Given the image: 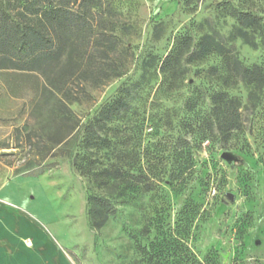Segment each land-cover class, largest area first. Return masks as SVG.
<instances>
[{
	"label": "rangeland",
	"instance_id": "obj_1",
	"mask_svg": "<svg viewBox=\"0 0 264 264\" xmlns=\"http://www.w3.org/2000/svg\"><path fill=\"white\" fill-rule=\"evenodd\" d=\"M101 2L92 37L67 41L62 60L0 68V186L9 181L0 213L15 225L13 254L25 251L22 242L32 246L31 234L50 254L24 264H264V88L248 98L247 85L225 75L221 54L201 53L209 34L264 69V31L255 32L256 47L232 36L233 6L264 10V0ZM127 88L128 109L103 131L115 151L89 155L107 163L131 149L122 163L154 181L138 192L124 183L104 189L72 157L85 125ZM224 90L243 102L242 127L224 141L202 138L196 125ZM155 165L157 177L148 172ZM93 195L109 198L112 210Z\"/></svg>",
	"mask_w": 264,
	"mask_h": 264
},
{
	"label": "trees",
	"instance_id": "obj_2",
	"mask_svg": "<svg viewBox=\"0 0 264 264\" xmlns=\"http://www.w3.org/2000/svg\"><path fill=\"white\" fill-rule=\"evenodd\" d=\"M102 7L101 0H0V68L41 70L62 60L67 41L74 44L76 41L89 40L92 37L93 20L101 14ZM233 9L237 25L232 36L240 37L252 47H256L258 42L255 32L264 31V10L242 8L239 5L233 6ZM205 38L211 41L206 42L203 40ZM203 39L201 53L221 54L226 69L225 75L245 83L249 88L248 98L252 99L257 90L264 88V69L260 64L245 65L239 56L226 50L221 42L212 40L209 34ZM125 91H129V88L124 89L120 96L101 109L94 119L85 125L80 142L81 150L73 156L71 153L70 155L77 171L96 180L104 189L119 188L124 183L125 188L130 191L150 190L154 181L151 182V176L145 174L144 169L141 168L136 174L132 167H126L122 163V159L126 157L133 159L131 149L120 152L118 160L107 163L96 162L97 158L89 155L93 150L115 151L112 137L104 135L103 131L123 110L128 109L130 102ZM211 99L210 111L196 126L202 138L224 141L242 127L243 102L241 98L225 90L214 92ZM66 143L67 147H71L76 142L70 138ZM186 154L192 155L191 148L187 147ZM152 167H149L148 172L157 177L158 165ZM174 172L175 169H171L170 184H175V179L178 178ZM89 201L100 206L106 213L112 210L106 196L93 195Z\"/></svg>",
	"mask_w": 264,
	"mask_h": 264
},
{
	"label": "crops",
	"instance_id": "obj_3",
	"mask_svg": "<svg viewBox=\"0 0 264 264\" xmlns=\"http://www.w3.org/2000/svg\"><path fill=\"white\" fill-rule=\"evenodd\" d=\"M9 181L3 183L2 186H0V193L4 191V189L8 186ZM30 219V224H35L38 227H42L38 221L30 216H28ZM11 226H15L13 224V220L9 222L8 216L0 213V234L3 233V236L0 238V243L4 242L7 245V250H0V264H11L14 262V259L18 262H22L23 264L26 262H31L33 256L41 259L42 257H45L46 254H50V251L44 247L43 242L39 239L38 241L36 240L35 236H32L31 234L25 236L26 241H30L32 243V246H28L26 243H23L25 246V251L21 254H13V250L11 248V245L14 244L16 240L11 239L10 236L8 235V229L11 228ZM21 226V224H19ZM21 228V227H20ZM19 228V229H20ZM21 237H24L23 234H21ZM51 244L53 245V248L51 249V253H54L57 248L56 243L53 239H50ZM38 245V246H37ZM44 248V249H43Z\"/></svg>",
	"mask_w": 264,
	"mask_h": 264
},
{
	"label": "water",
	"instance_id": "obj_4",
	"mask_svg": "<svg viewBox=\"0 0 264 264\" xmlns=\"http://www.w3.org/2000/svg\"><path fill=\"white\" fill-rule=\"evenodd\" d=\"M222 156H223L224 158L229 159L231 162H233V161H235V160L237 159V158L235 157V155H234L232 152H230V151H226L225 153H223ZM228 195H229V197H231V198L234 197L233 193H231V192H229Z\"/></svg>",
	"mask_w": 264,
	"mask_h": 264
},
{
	"label": "built area",
	"instance_id": "obj_5",
	"mask_svg": "<svg viewBox=\"0 0 264 264\" xmlns=\"http://www.w3.org/2000/svg\"><path fill=\"white\" fill-rule=\"evenodd\" d=\"M28 244L31 245L32 243L30 241H28Z\"/></svg>",
	"mask_w": 264,
	"mask_h": 264
}]
</instances>
